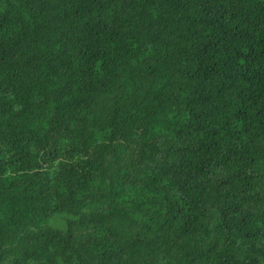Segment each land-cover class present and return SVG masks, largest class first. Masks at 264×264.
Masks as SVG:
<instances>
[{"label": "trees", "instance_id": "trees-1", "mask_svg": "<svg viewBox=\"0 0 264 264\" xmlns=\"http://www.w3.org/2000/svg\"><path fill=\"white\" fill-rule=\"evenodd\" d=\"M0 264H264V0H0Z\"/></svg>", "mask_w": 264, "mask_h": 264}]
</instances>
